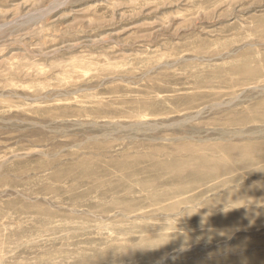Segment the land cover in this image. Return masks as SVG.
<instances>
[{
	"label": "rangeland",
	"instance_id": "obj_1",
	"mask_svg": "<svg viewBox=\"0 0 264 264\" xmlns=\"http://www.w3.org/2000/svg\"><path fill=\"white\" fill-rule=\"evenodd\" d=\"M0 264H264V0H0Z\"/></svg>",
	"mask_w": 264,
	"mask_h": 264
},
{
	"label": "bare ground",
	"instance_id": "obj_2",
	"mask_svg": "<svg viewBox=\"0 0 264 264\" xmlns=\"http://www.w3.org/2000/svg\"><path fill=\"white\" fill-rule=\"evenodd\" d=\"M260 147H263V146H260ZM224 167V166H223ZM223 167H221V168H223ZM229 167H231V166H229ZM235 167H232V168H230V169H234ZM223 171V170H222Z\"/></svg>",
	"mask_w": 264,
	"mask_h": 264
}]
</instances>
